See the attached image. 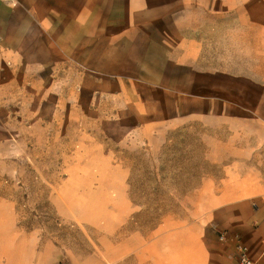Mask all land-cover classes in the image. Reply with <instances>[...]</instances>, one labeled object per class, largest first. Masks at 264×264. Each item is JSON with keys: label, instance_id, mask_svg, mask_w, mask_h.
I'll use <instances>...</instances> for the list:
<instances>
[{"label": "rangeland", "instance_id": "1", "mask_svg": "<svg viewBox=\"0 0 264 264\" xmlns=\"http://www.w3.org/2000/svg\"><path fill=\"white\" fill-rule=\"evenodd\" d=\"M207 3L230 14L186 32L202 43L189 73L176 44H116L112 16L47 58L26 50L0 64V194L18 203L24 225L77 243L83 231L57 213V196L68 215L108 202L99 215L119 216L124 187L137 225L150 228L244 155L264 168V9L254 23L252 2L239 12L237 0Z\"/></svg>", "mask_w": 264, "mask_h": 264}, {"label": "crops", "instance_id": "2", "mask_svg": "<svg viewBox=\"0 0 264 264\" xmlns=\"http://www.w3.org/2000/svg\"><path fill=\"white\" fill-rule=\"evenodd\" d=\"M207 1L0 0V64L19 59L26 50H38L47 58L59 44L69 48L86 23L101 32V18L112 16L108 25L116 44H176V65L188 67L189 73L202 43L186 32L206 25L213 16L230 14L229 0H217L227 7L216 11ZM237 1L236 12L245 1L252 2L253 22L262 21L264 0ZM81 52L66 57L83 56ZM255 156L246 154L237 167H225L218 181L203 178L186 196L181 214L163 213L150 228L137 225L135 203L123 186L126 210L119 216L99 215L97 209L109 208L108 202H90L92 210L86 214L68 215L57 196V213L83 231L77 243L42 237L35 227L22 223L18 203L0 194V264H235L237 241L248 248L252 260L264 264V168L248 163Z\"/></svg>", "mask_w": 264, "mask_h": 264}, {"label": "built area", "instance_id": "3", "mask_svg": "<svg viewBox=\"0 0 264 264\" xmlns=\"http://www.w3.org/2000/svg\"><path fill=\"white\" fill-rule=\"evenodd\" d=\"M225 235L220 234V239H224ZM235 264H257L256 261L252 260L249 257L248 248L241 243L240 241H237L235 244Z\"/></svg>", "mask_w": 264, "mask_h": 264}]
</instances>
